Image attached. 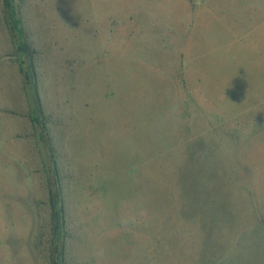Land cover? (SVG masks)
<instances>
[{"label": "rangeland", "instance_id": "1", "mask_svg": "<svg viewBox=\"0 0 264 264\" xmlns=\"http://www.w3.org/2000/svg\"><path fill=\"white\" fill-rule=\"evenodd\" d=\"M13 6L0 264H51L53 185L64 264H264V0Z\"/></svg>", "mask_w": 264, "mask_h": 264}, {"label": "trees", "instance_id": "2", "mask_svg": "<svg viewBox=\"0 0 264 264\" xmlns=\"http://www.w3.org/2000/svg\"><path fill=\"white\" fill-rule=\"evenodd\" d=\"M10 11L14 10L13 0H3ZM29 82L32 81V73H27ZM34 97L37 103V111L41 112V105L36 83H32ZM50 220H51V264H64L66 244V212L57 185H53L49 191Z\"/></svg>", "mask_w": 264, "mask_h": 264}]
</instances>
